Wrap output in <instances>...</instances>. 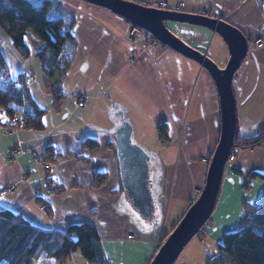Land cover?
<instances>
[{
	"label": "crops",
	"instance_id": "1",
	"mask_svg": "<svg viewBox=\"0 0 264 264\" xmlns=\"http://www.w3.org/2000/svg\"><path fill=\"white\" fill-rule=\"evenodd\" d=\"M61 1L74 15L70 32L76 48L61 82L64 99L58 109L50 90L52 81L41 70L33 39H25L30 55L23 58L0 27V53L10 77H29L31 97L45 110L40 131L10 129L7 115L0 112V207L31 222V235L40 229L63 231L68 224L90 221L109 264H148L160 237L165 239L205 183L221 133L216 84L200 63L159 42L150 43L146 33L131 39L129 23L109 9L82 0ZM159 1L169 10L181 3L183 12L222 19L245 36L247 53L231 81L236 130L241 141L264 136V0H137L142 4ZM165 24L218 67L226 65L230 53L219 33L187 22ZM132 56L136 60L129 62ZM65 59L63 54L62 65ZM78 98L83 99L82 105ZM123 121L134 142L136 135L149 138L158 135L157 126L167 125L168 142L163 144L158 137L154 159L156 172L163 170L166 175L164 199L154 210L161 213L157 225L142 218L141 225L123 193L115 139ZM87 137L97 139L93 151L81 147ZM48 146L54 149L53 159L43 154ZM36 148L42 150L40 162L33 158ZM42 162L49 163V168ZM228 163L233 170L224 167L207 225L173 264H205L217 254L222 234L243 220V203L257 205L264 197V179L250 176L264 174V142L242 148ZM96 172L106 173L100 185L94 183ZM49 180L54 185H47ZM48 188L59 191L48 192ZM74 261L73 253L64 261L42 253L32 264Z\"/></svg>",
	"mask_w": 264,
	"mask_h": 264
},
{
	"label": "trees",
	"instance_id": "2",
	"mask_svg": "<svg viewBox=\"0 0 264 264\" xmlns=\"http://www.w3.org/2000/svg\"><path fill=\"white\" fill-rule=\"evenodd\" d=\"M66 10L68 8L61 0H0V27L23 58L30 55V47L25 39H33L41 70L52 81L50 90L54 95L56 109L64 99L61 82L76 48V41L70 32L74 25V15ZM146 34L149 37L147 32ZM162 46L169 48L164 44ZM63 54L66 58L64 65L60 63ZM24 77L19 74L15 80L12 79L0 53V112L6 114L8 119L20 115L21 128L40 131L44 128L42 117L45 110L31 97ZM12 125L20 127L18 123ZM157 132L161 142L166 144L167 125L162 123L157 126ZM238 141L235 129L234 144L238 145ZM263 142L264 136L257 135L243 139L242 147H255ZM97 145L96 138L87 137L81 147L93 151ZM54 153L52 146H48L43 154L46 158L53 159ZM105 175L104 172H96L94 183L102 184ZM250 176L264 179V174L257 172ZM47 185L54 184L49 180ZM36 200L42 202L39 198ZM243 212V220L237 228L222 234L217 244V254L205 264H264V197L257 205L244 202ZM32 231L31 222L19 213L0 207V264H32L33 259L42 253L64 261L76 250L92 264H109L99 233L90 221L68 224L63 231L37 230L32 234L26 250L15 262L14 256Z\"/></svg>",
	"mask_w": 264,
	"mask_h": 264
},
{
	"label": "water",
	"instance_id": "3",
	"mask_svg": "<svg viewBox=\"0 0 264 264\" xmlns=\"http://www.w3.org/2000/svg\"><path fill=\"white\" fill-rule=\"evenodd\" d=\"M109 9L127 22L137 25L159 43L197 61L213 77L219 97L221 133L208 164L205 183L199 194L173 229L166 235L148 264H173L184 247L209 220L219 194L224 167L234 147L236 110L231 81L248 49V40L236 28L222 19L202 14L159 9L131 0H82ZM187 22L204 26L221 35L228 46L229 59L223 68L218 67L204 53L192 48L171 32L165 22ZM120 117L123 118L122 112ZM126 121L117 128L116 156L124 195L130 202L133 214L159 224L161 213L155 212L159 201L154 191V175L150 172L151 155L132 141ZM156 172V165L153 166ZM159 210V209H158ZM144 225V222H141Z\"/></svg>",
	"mask_w": 264,
	"mask_h": 264
},
{
	"label": "rangeland",
	"instance_id": "4",
	"mask_svg": "<svg viewBox=\"0 0 264 264\" xmlns=\"http://www.w3.org/2000/svg\"><path fill=\"white\" fill-rule=\"evenodd\" d=\"M179 11H181V10H179ZM142 33H146V31L143 30V32H141V34ZM151 37H153V36H151L149 34V42H150V38ZM157 43H158V41H157ZM210 59L212 60V58H210ZM148 136H149V134L147 136H145V137H148ZM134 140L148 154L151 155V161H150L149 169H150V172H152L154 177H155V178H153L154 179V185H155L154 186V191L156 193V197H157L158 201H162L164 199V196H165L164 188H165V184H166V175H165L163 170L162 171L160 170L159 174H158V172H155L153 170V166L155 165V163H154L155 160L154 159H155V153H156V145L158 143L157 142L158 141V135L157 134H152V135H150L149 138H141V135L139 134V136L136 135V138ZM162 231H163V229L161 230V232ZM164 237H166V236H164ZM31 239H32V235L29 236L27 238V240L23 243V245L21 246V249L19 250V252L14 256V259H17L21 255V253H23V251L26 250V248L28 246V242ZM215 253H216V251H215ZM73 255H74V259H75L73 264H83V263L80 262L81 260H82V262H84V264H90L82 257V254H81V252L79 250L74 251Z\"/></svg>",
	"mask_w": 264,
	"mask_h": 264
},
{
	"label": "built area",
	"instance_id": "5",
	"mask_svg": "<svg viewBox=\"0 0 264 264\" xmlns=\"http://www.w3.org/2000/svg\"><path fill=\"white\" fill-rule=\"evenodd\" d=\"M131 1H136L137 2V0H131ZM148 5H150V6H152V7H155V8H159V9H167L166 7H165V3L163 2V1H159V2H155V3H152V4H148ZM181 7H182V4L181 3H179V4H177V6H176V8L174 9V11L176 10V11H179V10H181ZM129 37L131 38V39H135V38H137V37H139L140 36V34H141V32H143V30L140 28V27H138L137 25H134V24H132V23H129ZM150 43H157V40L154 38V37H151L150 38ZM136 60V57H134V56H132V57H130L129 58V62H134ZM28 81H29V77H24V82L25 83H28ZM83 99L82 98H78L77 99V103L78 104H80V105H82L83 104ZM20 118H21V116L20 115H18V116H14L13 118H11V119H8V121H7V124L9 125V128L10 129H14V128H16L15 126L13 127V125L12 124H19V126L21 127V123L19 122V120H20ZM12 123V124H11ZM242 141L241 140H239L238 141V145H234V147L231 149V151H230V154H229V157H228V161H227V163L225 164V167H230V169L231 170H233V166H230L229 165V161H233L234 160V158H235V156H236V154H237V152H239V151H241L242 150ZM41 154H42V150L40 149V148H36V150H35V152L33 153V158H34V160L35 161H38V162H40V161H42L41 160ZM42 164H43V166H44V168L45 169H48L49 168V163H46V162H42ZM59 191V188H56V189H50V188H48L47 189V191L48 192H51V191ZM42 205H43V207H45L46 206V204L45 203H43L42 202ZM207 225V222L203 225V227L204 226H206ZM202 227V228H203ZM201 228V229H202ZM201 231V230H200ZM162 239H161V237H160V239L158 240V242H157V245H156V249L158 248V246L162 243Z\"/></svg>",
	"mask_w": 264,
	"mask_h": 264
},
{
	"label": "bare ground",
	"instance_id": "6",
	"mask_svg": "<svg viewBox=\"0 0 264 264\" xmlns=\"http://www.w3.org/2000/svg\"><path fill=\"white\" fill-rule=\"evenodd\" d=\"M209 221V220H208ZM160 246V245H159Z\"/></svg>",
	"mask_w": 264,
	"mask_h": 264
}]
</instances>
